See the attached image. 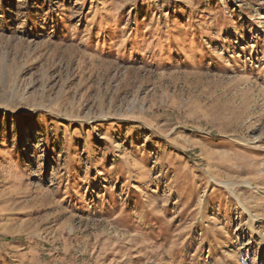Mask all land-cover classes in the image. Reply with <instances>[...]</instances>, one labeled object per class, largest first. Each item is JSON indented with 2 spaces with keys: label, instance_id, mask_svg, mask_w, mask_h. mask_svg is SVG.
Returning <instances> with one entry per match:
<instances>
[{
  "label": "rangeland",
  "instance_id": "obj_1",
  "mask_svg": "<svg viewBox=\"0 0 264 264\" xmlns=\"http://www.w3.org/2000/svg\"><path fill=\"white\" fill-rule=\"evenodd\" d=\"M0 264H264V0H0Z\"/></svg>",
  "mask_w": 264,
  "mask_h": 264
}]
</instances>
